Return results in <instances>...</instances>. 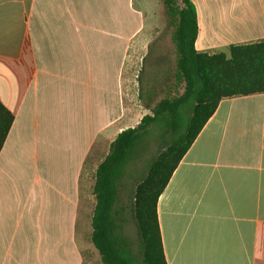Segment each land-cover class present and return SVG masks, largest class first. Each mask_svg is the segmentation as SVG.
I'll return each instance as SVG.
<instances>
[{
    "label": "crops",
    "instance_id": "1",
    "mask_svg": "<svg viewBox=\"0 0 264 264\" xmlns=\"http://www.w3.org/2000/svg\"><path fill=\"white\" fill-rule=\"evenodd\" d=\"M192 2L198 51L264 41V0ZM149 8L0 0V101L14 116L0 152V264H103L96 172L160 92L145 80L163 46ZM157 213L168 264H264V93L221 100Z\"/></svg>",
    "mask_w": 264,
    "mask_h": 264
},
{
    "label": "trees",
    "instance_id": "2",
    "mask_svg": "<svg viewBox=\"0 0 264 264\" xmlns=\"http://www.w3.org/2000/svg\"><path fill=\"white\" fill-rule=\"evenodd\" d=\"M163 7L175 56L167 94L158 102L142 98L151 114L118 135L96 172L92 243L103 264H168L157 213L160 195L221 100L264 93V41L233 45L229 56L200 52L192 0H163ZM13 121L0 101V152ZM155 145L156 153L145 161ZM139 162L142 170H133ZM130 223L134 237L126 230Z\"/></svg>",
    "mask_w": 264,
    "mask_h": 264
},
{
    "label": "rangeland",
    "instance_id": "3",
    "mask_svg": "<svg viewBox=\"0 0 264 264\" xmlns=\"http://www.w3.org/2000/svg\"><path fill=\"white\" fill-rule=\"evenodd\" d=\"M140 1L144 3L149 2L150 4L149 13L153 15L155 19L154 22L151 23V29H153L156 34H161L163 32V42L162 44H160L163 46L157 50L156 44L152 45L151 50H154L150 53V57H152L149 61L150 67H148L145 71V80H150L148 84L150 88L154 90L156 87L158 90H160L158 98L155 100V102H158L167 94L166 85L169 84L167 78L171 76L172 71L175 67V56L173 44L171 42V31L167 28V20L164 13L163 0H139V2ZM146 11V16L148 19L149 13L148 10ZM227 55H229V52H227ZM157 78H159L158 87L155 85L157 84L155 83V79L157 80ZM156 148V145L153 146L151 153L147 156L145 161H148L151 158L152 154L156 153ZM143 166L144 163L139 162L138 164H136L133 170L141 171ZM126 230L129 236H135V228L132 223L128 225Z\"/></svg>",
    "mask_w": 264,
    "mask_h": 264
}]
</instances>
